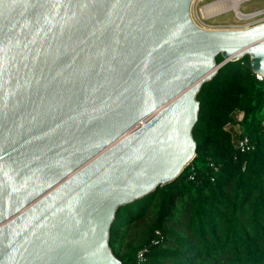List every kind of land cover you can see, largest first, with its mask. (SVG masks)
<instances>
[{
	"label": "water",
	"instance_id": "water-1",
	"mask_svg": "<svg viewBox=\"0 0 264 264\" xmlns=\"http://www.w3.org/2000/svg\"><path fill=\"white\" fill-rule=\"evenodd\" d=\"M191 2L0 0V264H121L116 210L193 158L202 83L245 55L264 77V21Z\"/></svg>",
	"mask_w": 264,
	"mask_h": 264
},
{
	"label": "trees",
	"instance_id": "trees-1",
	"mask_svg": "<svg viewBox=\"0 0 264 264\" xmlns=\"http://www.w3.org/2000/svg\"><path fill=\"white\" fill-rule=\"evenodd\" d=\"M195 98L193 158L173 180L116 210L108 245L121 264H134L142 247L143 264H264V81L245 55L221 64ZM233 126L252 150L235 151Z\"/></svg>",
	"mask_w": 264,
	"mask_h": 264
},
{
	"label": "rangeland",
	"instance_id": "rangeland-1",
	"mask_svg": "<svg viewBox=\"0 0 264 264\" xmlns=\"http://www.w3.org/2000/svg\"><path fill=\"white\" fill-rule=\"evenodd\" d=\"M219 0H192L190 5V16L192 20L203 29H228V28H243L251 23L261 22L264 20V14L252 17L250 19H237L236 13L226 11L207 18L200 15L202 4L213 3ZM264 6V0H248L242 1L238 8L241 12H249ZM239 12V11H238ZM240 13V12H239ZM235 14V15H234ZM241 14V13H240ZM245 15V14H241ZM249 17L248 15H246ZM262 117V114H261ZM233 131V128H232Z\"/></svg>",
	"mask_w": 264,
	"mask_h": 264
},
{
	"label": "built area",
	"instance_id": "built-area-1",
	"mask_svg": "<svg viewBox=\"0 0 264 264\" xmlns=\"http://www.w3.org/2000/svg\"><path fill=\"white\" fill-rule=\"evenodd\" d=\"M242 1H248V0H239V2L237 3V9L239 12H241L238 8L239 4L242 2ZM203 5V4H202ZM226 10H224L223 12H225ZM241 13H244L246 15H250V14H253L247 18H242V19H250L252 17H255V16H258L260 14H264V6L261 7V8H258L256 10H253V11H249V12H241ZM239 19V18H237ZM240 20V19H239ZM264 21V20H262ZM261 21V22H262ZM256 23H259V22H256ZM256 23H251V24H248V25H253V24H256ZM247 25V26H248ZM255 75V78L259 81H264V77H261L260 75L258 74H254ZM262 123L264 125V111H263V114H262ZM225 128L229 129V125H225ZM233 131L231 129L230 131V135H231V141H232V145H233V148L235 149L236 152H239V153H242V152H246V151H249V150H252L254 148V145L253 143L248 139L247 136H244V135H240V130L237 126H233ZM208 166L213 170V171H216L217 170V167L218 165L213 163L212 161H208ZM189 178H192V175L190 174L189 175ZM211 180L213 179V177L210 178ZM147 248L146 247H142L140 248L137 252H136V255H135V258H134V264H143L144 261H145V252H146Z\"/></svg>",
	"mask_w": 264,
	"mask_h": 264
},
{
	"label": "bare ground",
	"instance_id": "bare-ground-1",
	"mask_svg": "<svg viewBox=\"0 0 264 264\" xmlns=\"http://www.w3.org/2000/svg\"><path fill=\"white\" fill-rule=\"evenodd\" d=\"M238 2H239V0H219V1H215V2L213 1V3L212 2L209 3V5L204 3L201 6V8H200V15L203 18H207V17L213 16V15H216V14L223 13V11L226 10V11H231L233 13L235 12L236 16L239 19L247 18L246 14L245 15H241V14H244V13L240 12L241 13L240 14L238 12V9H237V3ZM251 15H253V14H250L248 16H251ZM248 26H250V25H248ZM245 27H247V26H245Z\"/></svg>",
	"mask_w": 264,
	"mask_h": 264
}]
</instances>
